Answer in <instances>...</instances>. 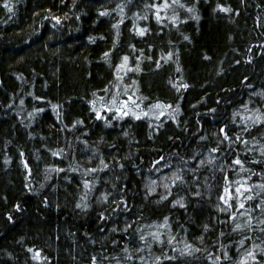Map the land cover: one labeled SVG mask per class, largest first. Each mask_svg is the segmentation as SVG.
<instances>
[{"label": "trees", "instance_id": "trees-1", "mask_svg": "<svg viewBox=\"0 0 264 264\" xmlns=\"http://www.w3.org/2000/svg\"><path fill=\"white\" fill-rule=\"evenodd\" d=\"M162 2L0 0V264H264V0Z\"/></svg>", "mask_w": 264, "mask_h": 264}, {"label": "snow or ice", "instance_id": "snow-or-ice-1", "mask_svg": "<svg viewBox=\"0 0 264 264\" xmlns=\"http://www.w3.org/2000/svg\"><path fill=\"white\" fill-rule=\"evenodd\" d=\"M176 3H177V0H172V3H171V4L169 3V0H163V2H162L161 4H154V5H152V7H153L154 9H156V18H157V20L160 21V22H163V21H162V18H161V16H160V10H161V9L166 10V9H168L169 7H171L172 5H174V4H176ZM181 6H183V5H181ZM5 7H8V8H9V11L12 10L11 7H10L8 4H5ZM218 7H219L222 11H224V12H229V11H231L230 8L225 7V6H223V5H218ZM123 8H124V5H123V4H120V5L117 6V9L121 11V14H122V15H123ZM188 11H189V12H192L193 9H192V8H188ZM100 14H101V15H108V14H110V13L108 12V10H104V11L101 12ZM197 18H198V17H197ZM56 19H58V18H56ZM145 19H146V17H145ZM171 19H172L173 21H175V20L177 19V17H176V16H172ZM121 22H122V21H121ZM114 27H118V25H115ZM145 31H146V29L141 28V29L139 30V34H140V35H144V34H145ZM185 39H188V37H185ZM133 47H134V46H133ZM172 55H173L172 53H168V58L170 59V58L172 57ZM104 56H105V58H107V57H108V53H105ZM128 60H129V57H128L127 55H125V56L122 58V61H123V62L121 63V65L118 66V71H119L120 69H122V68L125 67V65H126V63L128 62ZM157 67H160V65L157 64ZM136 70H139V67H138V66H137V69H136ZM181 87H185V88H186L187 85H181ZM21 103H23V101H22ZM91 103L95 104V101H92ZM129 103H130V101H128V100L123 101V105H124L125 107H126ZM116 104H117V97H113L112 100H111V105H112V106H109V105H107V104L102 103V104H101V108H107L108 111H115L116 113H119L121 117H123V116H127V115L130 114L129 111H127V110H122L121 108H118V107L114 108L113 106H115ZM137 107H138V105H137ZM154 107H159V104L155 105ZM178 107H179V105H177V108H178ZM38 111H40V110H38ZM257 112H259V110H257ZM96 114H97V117H98V118H100V119H103V118H104L103 116H101V114H100L99 111H97ZM131 114L134 115V116L136 115L135 112H133V113H131ZM29 115H31V114H29ZM143 115H144V116H147L148 113H143ZM137 118H139V117L137 116ZM108 122L110 123V121H108ZM77 123H82V121H77ZM252 123H253V124H260V125L264 126V115H258V116L252 121ZM74 126H75V125H74ZM221 131H223V130H221ZM244 131H248V129L245 128ZM224 136H225V139H230V138L228 137V135H227L226 132L224 133ZM237 139H239V137H237ZM244 143H247V141L245 140ZM211 151H212V152H216V151H218V149L214 148V149H212ZM261 151L264 152V147L261 148ZM54 154H55V155H59V153H54ZM163 159H164V158L161 157V160H163ZM213 161H214V157H211V156H210V157H209V163H211V162H213ZM204 163H205V161H203V160L200 161V164H201V165H204ZM234 163L237 164V165H239V164H241L242 162H241L239 159H237ZM101 164H102L104 167H107V166H108V165L104 164L103 161H101ZM121 167H123V165H121ZM91 171H92V172H95V171H97V169H91ZM173 175H174V177H175V179L172 181L173 184H175L177 180H179L181 183L184 182V180H183V176H182V175H178V174H176V173H173ZM152 183L155 184V181H153ZM197 183H198V181H197ZM84 186H85L86 189L90 188V187H91L90 182H89L88 180H85V181H84ZM250 187H251V186H249V188H250ZM260 187H261V188H264V185H260ZM165 188H166V189L169 188V185L166 184V185H165ZM155 190H156L155 187H153V188L150 189V191H152V192H154ZM245 190H247V189H245ZM224 192H225L226 195H225V196H221L220 199L223 200V203H224L225 205H229V204H230V198L227 196V194L229 193V189L226 187V188L224 189ZM235 192H236V194L241 195V194H242V193H241V187H237V188L235 189ZM193 194L196 195V196H199V195H200L199 192H195V193H193ZM169 195H171V192H169ZM103 198H104L105 200H107V199H108V196L105 194V195L103 196ZM166 198H167V197H162V199H166ZM246 199L251 200V199H253V197H252V196H248V197H246ZM174 204H176V205H180L181 207H184V206H185L184 203H183V198L174 201ZM262 204H264V201H262ZM78 206H80V205H78ZM83 206H84V207H87L86 204L83 205ZM240 206L243 207V204H241ZM17 207H19V206L17 205ZM221 210H222V211H227L226 208H223V209H221ZM167 219H168L167 217L164 218V220H165V224H167ZM249 219H251V217H250ZM246 226H250V225H241V224H237V225H236V228L239 229V228H241V227H246ZM262 231H264V229H262ZM140 239L143 240L144 237L141 236ZM155 239H157V240L159 239V234H156V235H155ZM240 243L243 244L244 241L242 240ZM255 248H256V245H253V249H255ZM261 251L264 252V248H261ZM34 258H39V254H37V256L34 257ZM248 258H251L252 260H256L255 252H254V251H249V252H247L246 255H245V258L242 259L241 264H247ZM141 260H143V257H141ZM93 264H95V258H93Z\"/></svg>", "mask_w": 264, "mask_h": 264}]
</instances>
